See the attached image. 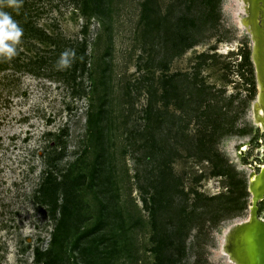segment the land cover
<instances>
[{
  "label": "rangeland",
  "instance_id": "374dc122",
  "mask_svg": "<svg viewBox=\"0 0 264 264\" xmlns=\"http://www.w3.org/2000/svg\"><path fill=\"white\" fill-rule=\"evenodd\" d=\"M18 2L22 17L10 12L18 24L31 21L62 41L54 51L21 37L17 54L0 60V264H42L36 251L52 247L61 210L55 219L39 191L49 171L68 186L82 176L62 264H236L227 235L249 218L250 173L264 164L245 2L153 0L145 13V0H88V15L84 0ZM84 42L86 69L71 55V66L57 70L61 54ZM101 80L108 91L99 84L95 97L99 105L108 94V139L96 142L89 113ZM150 91L161 113L143 136ZM153 137L162 149L150 160ZM163 174L172 195L156 206Z\"/></svg>",
  "mask_w": 264,
  "mask_h": 264
},
{
  "label": "trees",
  "instance_id": "16d2710c",
  "mask_svg": "<svg viewBox=\"0 0 264 264\" xmlns=\"http://www.w3.org/2000/svg\"><path fill=\"white\" fill-rule=\"evenodd\" d=\"M152 1L153 0H145V2H144V12L145 13L148 11V9H150L149 6H150V3ZM1 3H2V0H0V4ZM87 4H88V0H84L83 11H84L85 15H88V11L86 8ZM5 7L7 10L9 9L8 10L9 12L13 11L16 14L14 16V17H16V20L18 18L22 17L21 13H23V12L20 11L21 12L20 13L19 11L14 10V8H12V7H10V8H7V6H5ZM0 8L3 9V6L0 5ZM149 24L150 23H148V25ZM19 26L23 29V34L21 37H28V38L38 37L39 39H41L43 41H48L49 43H52L53 45L55 44L56 50H54V51H58L57 48H60L59 43H60V41H62V39H60L59 36H55V35L47 32L42 27L36 26L33 22L25 21L23 24H21V25L19 24ZM194 44H197V43H194ZM85 45H86V43L84 42V44L82 45L83 48H78L77 50H74L72 53L74 56L73 60L75 62V65L82 64L83 70L86 69L87 61H88L87 48L85 47ZM0 60H1V58H0ZM13 60H15V59H13ZM39 62L44 63V62H46V60L43 59V61H39ZM14 63L16 65H18L17 64L18 62L16 60ZM29 66L30 65H28V67ZM77 68L78 67L75 66V70H77ZM33 70H34V68L29 69V71H32V72H33ZM99 84H105L106 90L108 91V84H107L106 80H104V81L101 80V82H96L94 84V89H93V93H94L93 96L94 97L91 96V98H93L94 101L91 103L92 110L89 113V131H90V136H91L93 141L98 142V140L103 139L102 142H104L108 139V133L106 131H104L105 125L103 124V121L107 120L108 107L106 105H107V103H109V99H108V94L106 92L104 94V96L102 97V101H100V104L99 105L96 104L97 103L96 99L100 98V97H95V94L98 91V85ZM150 92H151V98L149 100V103H148V106L146 109L147 123L144 127V130L140 131V134H142L143 136H146L145 132H148L153 128L156 120H158V118L160 117V113H161L160 109L155 107L157 102L159 101L157 99H154V96L156 95V93L153 91H150ZM173 92H174L173 89L167 90V94H162L161 100H163V98H167L171 94H174ZM184 95L185 94L183 93V96ZM182 99H184V98H182ZM154 128H156V126ZM147 140H148V138H146V141ZM148 142L146 144H148V146L151 150V152L149 154V158H150V160H154V158H155L154 151L155 150L161 151L162 147L157 148L159 142L156 140L155 137H153ZM176 152H178V151H176ZM168 157L171 158V159H169V161L172 160L173 152L171 150H170V153L168 154ZM163 176H164V174H163ZM81 179H82V176L78 177L68 186L69 181L67 178L66 179L64 178L62 180H58L57 178H55L53 176L52 172H50V171L47 172L46 178L44 179V181L41 184V187L39 189V191L44 192L45 197L42 196L40 198V200L42 203H46L48 205H51L53 217L55 219H56V215H57L56 211L61 210V216H60V218L57 222L56 228L52 234V247L50 249H48L47 251H41L39 249L36 251V257L35 258H36V261L38 263L62 264L63 259L61 257V253L64 252L65 244L70 237V222L69 221H70V218H72V217L74 218L73 206L77 204L76 199H77L78 194H76L75 186L77 183L80 182ZM161 185L162 186L160 188H158V190H157V196L153 197V203L156 206H157V204H159V201L161 200L160 198H162V197L165 198V197L172 195V193L169 190L171 187L170 186L171 184L165 178V176L161 181ZM60 192L63 193V201L61 203H60ZM49 196H50V198H49ZM76 213H79V212H76ZM74 220L77 222V224L80 222L82 223L79 216H75ZM153 225L157 231L159 228L158 223H157V218L154 220ZM79 226H78V229H79ZM165 245H166V242L164 240H161L158 244V251L161 250ZM58 247L60 248V251L56 252L55 250ZM158 259H159V262L163 261L161 253L158 256Z\"/></svg>",
  "mask_w": 264,
  "mask_h": 264
},
{
  "label": "bare ground",
  "instance_id": "6f19581e",
  "mask_svg": "<svg viewBox=\"0 0 264 264\" xmlns=\"http://www.w3.org/2000/svg\"><path fill=\"white\" fill-rule=\"evenodd\" d=\"M263 107L260 108L261 121H264ZM247 149L248 143L246 142H242L237 146L240 156H242ZM262 151H264V149H262ZM249 188L252 198L250 216L246 221L239 223L233 228L227 235L226 244L224 246L225 252L229 254L230 259L236 264H254V261L256 262L257 257L254 250L256 242L254 235H264L263 223L258 221V202L264 199V164L261 165L259 171H256L255 168L251 171ZM245 225L249 226L245 227Z\"/></svg>",
  "mask_w": 264,
  "mask_h": 264
},
{
  "label": "water",
  "instance_id": "95a60500",
  "mask_svg": "<svg viewBox=\"0 0 264 264\" xmlns=\"http://www.w3.org/2000/svg\"><path fill=\"white\" fill-rule=\"evenodd\" d=\"M247 14L244 16L243 23L249 29L254 39V61L257 68L260 84V94L258 101L254 105L257 119L260 121V108L264 106V0H243ZM264 108V107H263ZM263 121V120H262ZM264 123V121H263ZM260 223L264 221L258 220ZM249 225H245L248 227ZM248 233L249 230L247 229ZM250 234V233H249ZM262 236V235H261ZM254 235L256 245L254 246L256 262L254 264H264V235Z\"/></svg>",
  "mask_w": 264,
  "mask_h": 264
},
{
  "label": "clouds",
  "instance_id": "9594fccd",
  "mask_svg": "<svg viewBox=\"0 0 264 264\" xmlns=\"http://www.w3.org/2000/svg\"><path fill=\"white\" fill-rule=\"evenodd\" d=\"M8 6L19 8L18 0H7ZM23 34V29L9 11L0 9V58L11 59L17 54V44ZM72 53L65 51L56 63L57 70H66L71 66Z\"/></svg>",
  "mask_w": 264,
  "mask_h": 264
}]
</instances>
